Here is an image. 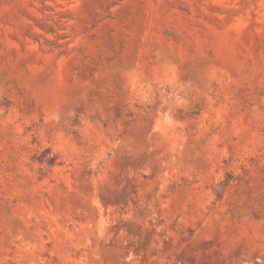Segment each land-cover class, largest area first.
I'll return each mask as SVG.
<instances>
[{"label":"rangeland","instance_id":"obj_1","mask_svg":"<svg viewBox=\"0 0 264 264\" xmlns=\"http://www.w3.org/2000/svg\"><path fill=\"white\" fill-rule=\"evenodd\" d=\"M0 264H264V0H0Z\"/></svg>","mask_w":264,"mask_h":264}]
</instances>
